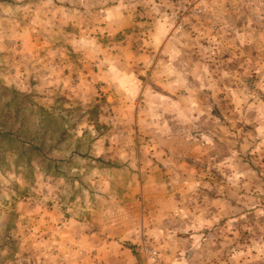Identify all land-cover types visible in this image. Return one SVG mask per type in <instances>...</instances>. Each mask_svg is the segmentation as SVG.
Returning <instances> with one entry per match:
<instances>
[{"label": "rangeland", "instance_id": "374dc122", "mask_svg": "<svg viewBox=\"0 0 264 264\" xmlns=\"http://www.w3.org/2000/svg\"><path fill=\"white\" fill-rule=\"evenodd\" d=\"M144 52L140 82L186 64L176 127L106 92ZM147 240L158 264H264V0H0V264H151Z\"/></svg>", "mask_w": 264, "mask_h": 264}, {"label": "crops", "instance_id": "0c3cea01", "mask_svg": "<svg viewBox=\"0 0 264 264\" xmlns=\"http://www.w3.org/2000/svg\"><path fill=\"white\" fill-rule=\"evenodd\" d=\"M147 49L145 50V52ZM139 53L135 54L139 59L134 58V54H132L133 59H124L119 60V62H115L112 65H108L110 76L105 77L106 82V92L109 93V98L116 99L115 90L119 88L120 85L123 87L124 96L130 99L140 98L137 103L139 104L138 116H142V106L150 109L154 112L152 116L160 113L167 115V119L165 121L173 128V126H177L180 121V116H183L185 113V109L190 105L191 99H193V94L195 91L192 89V93L186 92L184 90L185 95H183V89H186L188 86V72L183 71V65H186L184 61L177 60L178 62L168 60L165 61L164 66L159 64L160 60L154 61L155 64H152V69L149 72V77L146 78L145 81L140 82L136 73L140 68L147 67V62L145 59L149 56L147 53ZM141 55V57H140ZM161 65V66H160ZM138 68V69H137ZM185 70V67H184ZM143 71V70H142ZM159 73V74H158ZM191 73V72H190ZM152 75V76H150ZM201 76L195 77L196 82L201 81ZM151 79V81H149ZM204 78H202V83ZM191 80V79H190ZM209 81V80H208ZM158 83L161 88L159 89L154 83ZM210 82V81H209ZM203 94V88L198 89ZM200 96V95H198ZM139 102H142L140 104ZM205 105H202L204 108ZM205 110V109H204ZM188 112L192 110H187ZM208 113L205 111L202 115V118H207L206 115ZM140 122L142 124L148 122L151 125H157L161 123L160 119L154 118L152 121L149 119L143 120L140 117ZM165 121L159 125H165ZM209 139L206 138L205 141L198 142L199 151L201 154H205L206 156H202L200 160L202 162H212L218 164V160H214L216 156H212L210 153L212 152L213 146L209 143ZM224 153V152H223ZM225 157L222 158L220 164H227L226 174H229V160L233 158L232 154L226 152L224 153ZM232 161V160H230ZM164 195H161L163 197ZM162 200V199H161ZM167 264V262L165 263Z\"/></svg>", "mask_w": 264, "mask_h": 264}, {"label": "built area", "instance_id": "2783aa9c", "mask_svg": "<svg viewBox=\"0 0 264 264\" xmlns=\"http://www.w3.org/2000/svg\"><path fill=\"white\" fill-rule=\"evenodd\" d=\"M177 23L179 25L178 26L179 28L183 27V24L181 22H177ZM145 250L148 256V260L151 264H158L160 262L161 259L160 251L156 247L150 245L149 240L145 242Z\"/></svg>", "mask_w": 264, "mask_h": 264}, {"label": "trees", "instance_id": "16d2710c", "mask_svg": "<svg viewBox=\"0 0 264 264\" xmlns=\"http://www.w3.org/2000/svg\"><path fill=\"white\" fill-rule=\"evenodd\" d=\"M13 132H7L6 134H5V136H11V134H12Z\"/></svg>", "mask_w": 264, "mask_h": 264}]
</instances>
